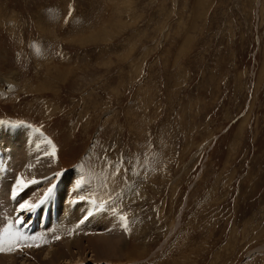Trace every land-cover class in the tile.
<instances>
[{
    "label": "rangeland",
    "instance_id": "rangeland-1",
    "mask_svg": "<svg viewBox=\"0 0 264 264\" xmlns=\"http://www.w3.org/2000/svg\"><path fill=\"white\" fill-rule=\"evenodd\" d=\"M0 120L114 198L123 255L74 264H264V0H0Z\"/></svg>",
    "mask_w": 264,
    "mask_h": 264
},
{
    "label": "bare ground",
    "instance_id": "bare-ground-1",
    "mask_svg": "<svg viewBox=\"0 0 264 264\" xmlns=\"http://www.w3.org/2000/svg\"><path fill=\"white\" fill-rule=\"evenodd\" d=\"M1 132L5 133L6 135L9 136V137L5 136L6 139H10V138L12 139V142L7 141L6 144L2 145L3 150L4 151L6 150L5 152L3 151V153L6 154V157L8 159H9V156L11 154L10 151H13L12 153L15 154V156L11 154V156H13V158L14 157L17 158V155L19 154L20 158H18V162L16 163V165L19 163H20V165L16 166L15 162H13V158H12V161L9 160L16 167H13V166H11V164H9L8 165V167H9L8 173L10 175L7 174L6 176H3L0 174V182H3V183H1L0 188L4 187L2 184H5V183L8 184L6 179L11 176V174H12L11 170L12 169L22 170L23 168H25L24 166L27 165L26 169H28V170H24L25 173L23 174V176H26V178L24 179L25 182L33 181L34 178H39V177L48 178L51 175V173L58 170L57 166L59 165V163H58V159H56V154L55 155L52 154L53 153V147H50L49 145H44V146L40 147L39 146L40 139H38L36 136H34V134H35L34 129H32L30 127H27V129H26L23 126L16 125L15 130L4 131V130H2V128L0 126V133ZM5 138L0 134V141L1 142H4V140H6ZM11 145L13 146V150L9 151ZM12 146H11V148H12ZM34 152H36L37 154ZM16 153H18V154H16ZM4 154H3V156H4ZM57 155H58V153H57ZM15 161H17V160H15ZM30 167L32 170L30 172H27V171H29ZM69 174H71V177H69L70 176ZM65 175H66L65 177L67 179L66 178L64 179L63 184L59 188V194H58V203H59V207H60L58 217H57L58 222H52V224H54V225L61 226V228H59L58 231H62V230L67 229V228H63V225H65L67 227L69 226V229H70V227H72L69 224L71 220L78 223L81 218L77 219V217L79 215H80L79 217L82 216V213L80 211H82V209L84 207H86V205L84 203L82 205H76L75 209L70 211L69 203H67V202L65 203L64 199L62 198V192H64V194H65L66 188H68L69 191L72 190V194H69L71 200L74 198V196H76V198L80 199V200L83 198V195L82 194L79 195V192H76V189H75V181L78 178H80V173H77V176H76V172L74 173V171H72V172L65 173ZM77 181H79V180H77ZM80 181H82V180H80ZM48 184L49 183L46 182L42 186H40V185L39 186H33L31 188V190H29V192H27L25 195V197L28 198L27 202L30 203L32 200H34L35 198L40 196L42 191L44 189H46V186ZM98 185H99V187L101 186V184H97V186ZM43 186H45V187L43 188ZM84 187H85L84 189L88 190L90 195H92L96 199L103 200L106 202L107 213L109 216H112V217H109V216L106 217L107 213H102L101 211H99V213L97 212L98 214H95V216H92V218H90L86 222H83L80 229L85 228V227H87L85 229H88L91 226V227L95 228V229L92 228L94 231H96V228H97L98 230L102 231L101 233H105L106 231L103 232L105 229L102 227L103 226L106 227L108 222H110L109 225L111 223L113 224V221L117 217V216L114 217V215L117 213L114 211V213H115L114 214V213H112L113 210H111V207L112 208L114 207L113 206L114 204L112 202V200H114V198L105 195L104 191L100 190V188L97 189L98 187H95V186L91 187V190L89 188H87L86 185H84ZM4 188H2V190L5 192L6 189L4 190ZM2 190H0V191H2ZM4 192H0V201H2L5 204V202H4L5 198L3 196ZM34 194H36V195H34ZM35 196H37V197H35ZM39 199L40 198L36 199L35 202L38 201ZM66 211H68L66 213V216H63V213ZM108 218H110V221L108 220V222H106L105 220H107ZM117 219H118V217H117ZM111 220H112V222H111ZM120 220H123V219L121 218ZM120 220H119V224H116L118 222L117 220L114 221L116 225L113 224L114 226L112 227V230L114 231V233H111L112 237L109 234L108 237L97 236L95 238L92 236L93 233H91L94 231L91 230V228H90L88 230H83V232L80 231V233H78V234H77V231H73V233H74L73 235L76 238L70 239L71 236H69V234L66 237H64L65 236L64 234H66L68 230L63 231V232H61V234H63V235L60 236L61 241L55 243L52 248H50L48 250H39V251H35V250L29 251L27 249L26 254H24V256H26V255L27 256H26L25 262H23V264H64L65 262H67L65 264H74L77 261L78 262L88 261L87 256L85 255L88 251H90L91 254H94V258L96 257L95 262H97V261L108 262V260H110V258L121 257L123 255V251L126 250L125 249L126 248L125 247L126 237H127L129 231H127L126 229H122L123 226L120 225V222H121ZM102 224H103V226H102ZM109 225H107V226H109ZM2 226H3V223L0 222V228H2ZM38 226H41V225L39 224ZM48 226H50V225H48ZM42 229L43 228H41V232H42ZM90 230H91V232H89ZM35 231L36 230H34V232ZM41 232H39V234H41ZM43 235L44 234H42V236ZM46 235H47V238L51 237L48 234H46ZM44 238H46V237H44ZM51 240H54V239H51ZM45 251H49L47 254L48 256L43 258V254ZM6 252H8V251H6ZM6 252H1L0 255H3ZM75 253L77 255H75ZM3 256H4V258H0V264H15L14 260L12 258L13 254H10L8 256L3 255ZM21 262H22V260H21Z\"/></svg>",
    "mask_w": 264,
    "mask_h": 264
},
{
    "label": "snow or ice",
    "instance_id": "snow-or-ice-1",
    "mask_svg": "<svg viewBox=\"0 0 264 264\" xmlns=\"http://www.w3.org/2000/svg\"><path fill=\"white\" fill-rule=\"evenodd\" d=\"M53 155H55V148L53 147ZM119 170V169H118ZM33 183H35L36 181L33 180ZM27 185L25 183L22 182V178H18L15 182V186L13 188V198H15L16 193L23 189L24 187H26ZM52 193V189L50 188L48 190V193L45 194V199H47L48 196H50ZM41 204L44 203V201L42 200L40 202ZM20 210L21 211H35L37 207H39V205L37 204H30L29 202L25 201L24 203L20 204ZM22 222V221H21ZM15 239H5L3 241H0V252L2 251H10L12 250V248L14 247L15 244Z\"/></svg>",
    "mask_w": 264,
    "mask_h": 264
}]
</instances>
